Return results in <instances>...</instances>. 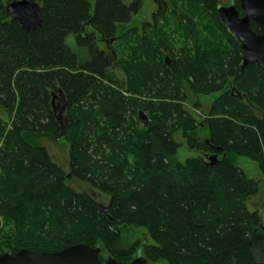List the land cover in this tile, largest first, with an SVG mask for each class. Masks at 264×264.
<instances>
[{
    "label": "trees",
    "instance_id": "16d2710c",
    "mask_svg": "<svg viewBox=\"0 0 264 264\" xmlns=\"http://www.w3.org/2000/svg\"><path fill=\"white\" fill-rule=\"evenodd\" d=\"M186 1L208 19L207 35L190 13L155 0V19L170 16L195 45L194 54L184 50L171 61L174 49L155 27L145 25V37L124 28L139 1L37 0L44 24L25 33L0 0V256L85 244L102 248L103 263L113 257L127 264L141 254L148 263L264 264V219L248 206L259 184L235 164L248 158L264 177V68L243 67L242 43L218 13L221 0ZM230 4L244 16L237 0ZM91 30L111 44V54ZM120 42L134 45L130 61L119 64L113 45ZM187 91L220 94L203 123L207 140L184 107ZM140 112L149 119L141 130ZM178 133L198 157L177 160ZM38 136L70 144V175ZM70 177L109 196V206L72 189ZM130 227L151 243L122 248Z\"/></svg>",
    "mask_w": 264,
    "mask_h": 264
},
{
    "label": "rangeland",
    "instance_id": "374dc122",
    "mask_svg": "<svg viewBox=\"0 0 264 264\" xmlns=\"http://www.w3.org/2000/svg\"><path fill=\"white\" fill-rule=\"evenodd\" d=\"M140 2L141 8L138 12L133 17V20L131 23L126 25L124 28L127 30H133L137 29L138 34H140L142 37H145L147 32L144 29L145 25H150L151 30H154L153 27L156 29L157 37L160 39H167L168 45H170L174 49V55L176 56V59H171L170 57L169 60H175L178 61L180 59H177L181 56V53L184 52H193L195 53L194 48L195 45L192 40H189V38L186 37V34H184L180 26L177 22H175L170 16H167L165 19L161 18H156L155 16L159 12V7L156 4L155 0H123V2L126 5L133 4L134 2ZM170 2L171 5L175 4L176 5V10L180 11H187L188 13L191 14V17H193L194 21L198 25V29L203 30V36L207 35V28L209 27V22L208 19L203 17V15L200 13V9H194V12L190 9V6L188 5L186 0H164ZM222 5H227L228 0H221ZM148 30V29H147ZM149 31V32H150ZM121 33L119 32V35ZM148 35H150L148 33ZM68 44L70 46H73L75 43L74 37L70 36L67 40ZM134 45L133 42L130 43H125V42H120V43H115L113 47L115 48L114 50L116 51V54L118 53V59L117 63H124V62H129L131 58V47ZM104 49H106L104 47ZM110 52V51H109ZM112 52V51H111ZM110 52V53H111ZM166 60V59H165ZM117 65V64H116ZM117 74V73H116ZM117 77L119 79H122V75L119 73L117 74ZM112 85V84H111ZM112 87H116L115 85ZM117 90V88H115ZM236 88H232V86H229L228 90L234 91ZM189 95V101L184 104V107L194 115L196 118L197 123L201 126V130L199 131L198 137L204 141L207 140L208 137V132L204 128V120L208 119V115H210V111L212 109V106L216 99L220 96V94H213L210 96H193L190 91H187ZM125 94V93H124ZM234 96L237 97V93H233ZM127 98H133L132 95L130 94H125ZM138 98V97H137ZM140 99L142 100H148L146 97H141ZM157 101V99H155ZM200 103L201 109H197L194 107L195 103ZM254 106V105H253ZM1 114V113H0ZM2 115V114H1ZM3 116V115H2ZM7 122H9V125L7 127V131L11 130V120L7 118ZM138 122H139V130L144 129L143 122L139 120V115H138ZM132 131H134V127L131 128ZM176 140L182 144V148L179 150L178 155H177V160L179 162H185L189 158H195L198 157L199 155L196 152L190 151L186 145L185 140L182 137L181 133L176 134L175 136ZM39 145L45 147L52 160L57 163L59 166H61L68 175H70V144L66 142L64 139L61 140H56L51 137H46V136H38L36 139ZM2 147V144H0V148ZM130 160L133 161L134 158L133 156H130ZM235 164L240 167L246 175L250 178L255 180L259 184L260 192L257 197H254L250 200L248 203L249 209L251 211H258L260 215L264 219V177L261 174L258 166L256 163L252 162L248 158L244 157H239L235 159ZM2 175V170L0 168V177ZM68 185L74 189L77 192H86L90 194L99 204H101L103 207H108L111 199L109 196L101 193L99 190L94 188L91 184L88 182H83L80 181L76 178L70 177L68 179ZM0 223H1V228H3V219L0 216ZM3 230V229H2ZM3 234H1L0 230V240L2 239ZM136 242L139 243H151V240L147 233L140 228L136 227H130L129 229L125 230L123 233L122 241H121V247L122 248H131ZM139 256V255H138ZM137 258V254L135 255V259ZM148 264H166L165 262H159V263H148Z\"/></svg>",
    "mask_w": 264,
    "mask_h": 264
},
{
    "label": "water",
    "instance_id": "95a60500",
    "mask_svg": "<svg viewBox=\"0 0 264 264\" xmlns=\"http://www.w3.org/2000/svg\"><path fill=\"white\" fill-rule=\"evenodd\" d=\"M237 1L244 16L240 15L235 4H230L219 7L220 19L228 31L242 43L243 67L259 64L264 68V0ZM6 9L25 33L35 31L44 24L41 6L37 0H7ZM252 24L258 26L259 34L251 29ZM139 120L145 127L148 126L149 119L143 112H140ZM215 151L221 150L215 149ZM218 162L216 154L209 157L210 165L215 166ZM102 254L101 247H90L85 244L75 245L55 253L24 249L18 253H3L0 256V264H124L113 257H108L103 263ZM127 264H148V260L140 254Z\"/></svg>",
    "mask_w": 264,
    "mask_h": 264
},
{
    "label": "flooded vegetation",
    "instance_id": "af4514ba",
    "mask_svg": "<svg viewBox=\"0 0 264 264\" xmlns=\"http://www.w3.org/2000/svg\"><path fill=\"white\" fill-rule=\"evenodd\" d=\"M88 36H93V37H95V40H96V43H97V45H98V47L101 49V50H103L105 53H109V54H111L112 52H111V44L109 43V42H106L104 39H101L100 38V35L95 31V30H91V31H89L88 32ZM104 47L106 48V49H104ZM111 53H110V52ZM116 69H114L113 71L114 72H116L115 71ZM117 73V72H116ZM239 98H242L241 97V95H237ZM243 99V98H242Z\"/></svg>",
    "mask_w": 264,
    "mask_h": 264
}]
</instances>
